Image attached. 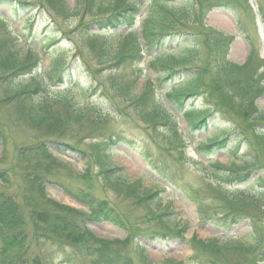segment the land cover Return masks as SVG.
I'll return each instance as SVG.
<instances>
[{
    "label": "trees",
    "instance_id": "trees-1",
    "mask_svg": "<svg viewBox=\"0 0 264 264\" xmlns=\"http://www.w3.org/2000/svg\"><path fill=\"white\" fill-rule=\"evenodd\" d=\"M65 2V0H36L35 4L49 16L53 13L63 19L78 14L88 7L90 9L88 16L93 17L90 23L94 24V30L88 31L90 36L112 34L125 26L126 29L130 28L124 31L127 38L125 36L115 50L108 43L104 44H108L105 51L109 57L100 61L99 64L106 65L107 63L108 81L106 82V78L97 79V83L102 82L108 85V95L120 92L119 96L122 97L123 102L130 104L131 109L134 110L133 116L141 123L143 130L145 129L147 137L149 136L147 129H151L154 133L159 134L160 132L168 138L170 143H173L170 146L176 149L175 157H171L174 152L170 146L158 147L164 156H161L162 158H154L147 145L137 151L149 169L157 176L162 175L165 178L163 174H158V169L169 170V166L165 165L167 159L178 161L184 159V145L189 139L186 135H182L177 125V120L182 117L191 130L206 134V138L198 144L200 153L208 155L219 149L228 153L230 173L223 172L218 175L217 170L214 169L216 179L213 182L218 184L216 180L223 182L229 176L232 179L230 182L234 184L233 188L228 190L225 187L232 202L229 217L250 216L243 209L242 203L248 209L250 204L255 203L260 210L264 211L263 177L259 178L260 189L255 194L249 191L253 184L248 180L253 169H256L255 165L259 166L256 159L264 151V108H258L254 103L253 99L257 95L253 91L235 95H233L234 89L231 88L214 91L211 84L204 79L206 75L212 74L214 69L221 74L224 72L230 75L240 74L250 66L254 50H250L242 65H234L228 61L226 55L230 40L222 38V34L213 29L200 27V20L196 18L199 7L201 10L203 6L210 7L203 0H170V2L149 0L147 9L150 11L147 13L144 24L140 25L142 33L138 38L134 37L137 31L135 20H137L140 5L138 1L125 0L121 6H117L112 0H74L73 10H70ZM18 3L21 5L11 6L15 12L19 10V6L27 5L26 1L22 3L18 1ZM5 4L12 5V2L0 0V5ZM0 20L6 25L9 23V18L2 17L1 14ZM183 20L184 25H197L199 31L186 33L190 34L191 39L187 40V37H184L178 51L173 55L161 50L154 53L150 63L152 66H160L163 74L151 88H143L140 94L134 95L137 77L131 78L126 74L125 65L135 61L134 66L137 68L144 56L141 52L142 47L144 46L148 52L154 50L159 37L170 32L178 33L177 26L184 23L181 22ZM154 21H156V26H154ZM158 21L163 24L160 26ZM46 23H53V19ZM146 36L147 39L142 41L143 46L140 45V39ZM8 38L13 40L11 37ZM59 39L47 37L42 44L44 47L41 46L40 49L43 55L49 57L45 72L48 75L52 74L55 80H60L65 71L63 67H60L61 64L51 57L48 47ZM198 39H202L206 43L205 46L195 44ZM144 44H147L149 48ZM14 46L15 42L6 51L0 48V85L4 86L5 94L2 99L4 101L16 99L17 111L21 119H24L30 127L42 131L44 135H47L46 138L51 137L65 142L68 150H80L76 139L68 136V132L78 123L88 120L89 117L97 123L111 120L112 115L109 112H113L119 118L124 114L121 109L119 110L122 114H118L117 108L103 90L101 92L106 97H102V102H97V114L90 112L89 109L94 108L93 106L79 105L69 96L61 97L62 93L46 94L44 77L40 76L41 72L37 68L41 58L37 57L33 48L29 46L22 55L13 48ZM105 51L102 49V52ZM201 70L205 72V75ZM126 77L133 79V82L121 89L119 84ZM173 78L174 81H172ZM73 85L74 88L79 89L78 81ZM71 89L73 88L68 87L67 93ZM155 89L156 91L157 89L162 90L163 98L156 94ZM79 90L81 94H84L82 89ZM25 94L28 96L25 97ZM262 95L264 93L259 96ZM57 102L64 103L67 111L65 118L56 110L55 103ZM121 127L125 128L122 125ZM2 131L0 127V136L4 138ZM121 134L122 131H112L102 138L103 140L101 139L100 144L95 143L94 154L97 155L95 161L99 168L96 175L103 177L104 182L110 184V189L113 191L133 197L137 204L143 203L148 211L152 208L151 215L158 225L157 228L163 227V230L159 231L162 236L168 233L180 235L185 226L177 230L178 224L168 223L170 220L167 218L170 214L167 210L169 205L161 203V191L144 189L140 181L129 183L122 178L121 173L114 172L116 167H109L107 162L110 160L109 155L112 149L120 143L127 145L129 143ZM155 137H150V139L155 141ZM33 143L21 145L15 149L13 168L16 169L21 179L18 189L9 192L0 189V264H50L51 254L55 252L63 256V263L68 264H153L145 254V249L135 239L115 241L99 237L87 229L83 225L84 222L71 217L72 213L76 212L75 209L60 205L45 195L43 185L45 179L41 172L47 170L48 163L46 167H43L41 160L49 158L50 153L41 140L37 139ZM240 148L244 150V154L236 159V153ZM213 166L222 169V166L217 163H213ZM224 169L227 170V168ZM240 172L243 173L240 174ZM6 173V169H0V184L4 187L8 184ZM82 177L90 179L88 172L83 173ZM242 184L248 185L243 188L238 187ZM64 189L69 192L66 188ZM84 194L88 199L82 200L77 196L75 198L85 202L84 204L89 207L95 221H108L114 226L125 228L121 216L107 203L108 201L96 199L87 192ZM262 238L263 236L260 239L257 238L256 241L253 240L251 242L253 244L247 245L244 249L242 248V245H245L243 242L231 238H227L224 244L210 239L205 245L218 251L223 250L232 257L233 253L244 254L242 262L251 264L252 259L248 256L255 252ZM133 240L135 246L130 247L129 243ZM194 240H196L195 237L192 238V241ZM65 249H69V252L65 253ZM79 256H82V259ZM180 262L171 261L172 264H182Z\"/></svg>",
    "mask_w": 264,
    "mask_h": 264
},
{
    "label": "rangeland",
    "instance_id": "rangeland-1",
    "mask_svg": "<svg viewBox=\"0 0 264 264\" xmlns=\"http://www.w3.org/2000/svg\"><path fill=\"white\" fill-rule=\"evenodd\" d=\"M18 1L21 3L26 1L27 5L19 6L16 15L11 6L13 4L21 5ZM35 1L10 0L12 5H0L2 17L9 18V25H5L0 20V48H2V51L11 48V44L14 42L15 46L13 48L21 55L27 51L28 46L33 48L37 57L41 58L38 68L41 72L40 76L44 77L46 94H65L67 96L60 95L64 98L68 96L73 98L79 105L93 106L95 109L91 107L89 110L91 113L96 112V114L97 102H102L103 98L107 96L115 105L114 107L117 108L118 114H122L121 110L124 112L120 118L115 116L113 112H109L113 119L110 117L111 120L108 119L102 123H97L92 117H89L88 120L78 123L74 129H71L68 136H73L76 139L80 151L68 150L60 140L46 139L45 144L51 154L49 158L41 160L43 167H46L45 165L48 163L47 170L41 172L45 179L43 184L46 188L45 195L60 205L75 209L76 212H73L71 217L77 221L85 222L86 227L92 229L93 233L99 237L115 241L135 239L146 249V254L153 264H172L171 261H182V264H245L242 262L244 254L233 253L232 257L223 250L218 251L213 247L206 246V241L215 239L220 244H224L225 238L230 237L233 240L243 242L245 245H242V248L244 249L247 245L253 244L251 243L252 239L256 241L257 238L260 239L262 236L263 238L256 247V251L248 258L252 259L251 264H264V220H262L264 211L260 210L255 203L250 204L249 209L242 203L243 209L250 216L242 218L231 225L228 224V226L224 223L227 221V217L231 215L229 213L232 209V202L225 191V187L228 190L233 188V186H230L233 184L230 182L232 179L229 176L223 182L216 180L218 184H215L213 180L216 179L214 169L217 170L218 175L229 172V156L225 150L219 149L210 155L200 153L198 144L206 138V134L191 130L184 124V121L179 119L177 125L180 132L190 140L184 145L186 152L182 161L167 159L165 165L169 166V170L158 169V174H163L165 178L162 175L157 176L147 169L145 161L138 155L137 151L147 145L154 158H162L163 155L158 147L164 148L173 143H170L168 138L160 132L159 134L154 133L151 129H147L149 135L147 137L145 129L143 130L141 123L133 116L134 110L131 109L130 104L122 101V97L119 96L120 92L108 95V85L102 82L97 83V79L106 78V82L108 81L107 70L109 67L107 63L104 62L106 65L99 64L100 61L109 57L105 51L108 44L115 50L126 36L124 31L127 30L122 28L112 34L90 36L88 31L94 30V24L90 23L93 17L88 16L90 14L88 7L84 11L78 12V14L63 19L53 13L51 16L44 13L37 7ZM65 1L68 8L73 10L74 0ZM112 1L117 6H121L125 2V0ZM165 1L170 2V0ZM203 1L206 5H212L209 9L203 6V10L199 7L196 18L200 20V27L213 28L222 33V38L231 40V44L227 47L228 55L226 59L228 61L234 65H241L245 62L249 49L254 50L250 66L240 74L230 75L226 72L221 74L214 69L212 74L206 75L204 79L211 84L214 91L231 88L234 89L233 95L253 91L257 95L253 99L254 103L258 108H264V95L259 96L264 93V0ZM147 8H149L148 5L143 4L139 9L140 19H137L139 21L138 25L144 24L147 13L150 11ZM52 19L53 23L46 25V22ZM155 22L154 26H156ZM181 22L184 23L177 26L178 32L199 31L197 25L190 26L188 24L189 26H187L184 25V20ZM158 23L160 26L163 24L161 21H158ZM141 33L140 27L135 32L134 37H140ZM47 37L60 38L48 47V52H51V57L57 63L59 62L60 67H63L64 70L65 67H70L71 74L65 75L63 78L64 84L54 81L53 75H48L45 72L49 57L43 55L40 49ZM146 39L147 36L140 39V45H143L142 41ZM174 39L173 36L168 44L170 47L169 54L172 55L179 49V45H174ZM105 43L108 44L104 45ZM195 44H200L202 47L206 43L202 39H198ZM144 45L149 48L147 44ZM102 49L105 52H102ZM152 51L148 52L147 50L145 59L141 62L143 65L141 71L140 68L134 66L135 61L125 65L126 74L130 75L131 78L137 77L138 80L135 83L134 95L140 94L143 88H149L151 83L162 75V68L152 66V63H150L151 56L154 55ZM75 67H77L76 72ZM138 73L142 74V77H139ZM203 73L205 75L204 71ZM77 81L79 89H82L84 94H81L79 89L74 88L73 84ZM132 82L133 79L126 77L121 80L120 88H126V84ZM71 85H73L71 87L73 89L67 93L66 87ZM3 90L4 86L0 85V127L4 136V138L0 136V169H6L8 184L5 187L0 184V189L9 192L18 189L21 180L16 169L13 168L16 147L34 144L33 142L37 139L43 140L47 135L30 127L27 122H24V119H21V116L18 115L16 99L4 101L2 99L5 95ZM102 90L106 96L101 92ZM159 94V97L163 98L162 93ZM26 96L28 95L25 94ZM138 96L140 97V95ZM55 107L65 118L67 111L64 103L59 104L57 102ZM121 125L125 128H120ZM112 131H122V137L127 139L129 143L128 145L122 143L117 149L111 148L113 151L109 155L110 160L107 162L109 167L121 168V171L115 173L120 172L122 178L129 183L140 181L141 187L150 191L162 189L163 192L160 194L161 203L169 205L167 210L170 214L167 218L170 220H168V223L178 224L177 230H181V227L185 226L181 236H162L159 231L163 230V227L157 228L158 225L155 219H152V208L148 211L143 203L137 204L133 197L113 191L110 189V184L104 182L103 177L96 175L99 168L95 161L97 160V155L94 154L95 143L100 144L101 139ZM157 134L158 136L155 137ZM150 137H155V141H152ZM144 142L146 143L144 144ZM171 149L174 152L171 157H175L176 149L174 147H171ZM261 153V156L256 159L259 166L255 165L256 169H253L250 174V183L253 186L249 188V191L252 194L260 189L259 178L263 177L264 179V151ZM243 154L244 150L240 148L239 152L236 153V159L243 156ZM229 155L231 156V154ZM213 163L222 166V169L215 168ZM84 171L88 172L90 179L82 177ZM171 171L172 173H170ZM242 173L240 172V174ZM63 188H66L70 193L65 192L66 190ZM85 192L96 199L108 201L107 203L121 216L125 228L114 226L108 222L93 225L90 221L92 218L91 211L86 205L82 204L85 202L74 198L77 196L82 200L88 199L84 196ZM247 193L249 194V192ZM226 214L228 215L226 216ZM193 237L196 240L192 241ZM129 245L134 247V240ZM64 252L68 253L69 249H65ZM135 256H138V254H135ZM62 257L61 254L56 252L53 255L51 254L50 264H68L62 262ZM79 258L82 259V256H79Z\"/></svg>",
    "mask_w": 264,
    "mask_h": 264
}]
</instances>
